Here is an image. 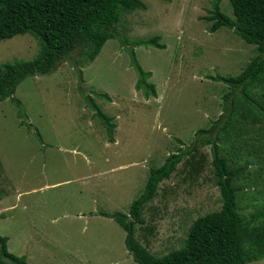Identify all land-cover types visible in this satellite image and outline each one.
Instances as JSON below:
<instances>
[{
  "label": "rangeland",
  "instance_id": "1",
  "mask_svg": "<svg viewBox=\"0 0 264 264\" xmlns=\"http://www.w3.org/2000/svg\"><path fill=\"white\" fill-rule=\"evenodd\" d=\"M141 1L144 8L121 16L119 38L80 67L81 79L62 61L17 85L21 109L0 100V235L26 264H137L126 230L104 214L129 215L149 169L177 151L186 154L141 207L133 234L155 256L183 246L194 219L222 205L210 144L196 132L226 121L217 143L237 169V211L247 231L264 222V109L256 106H264V71L242 88L252 104L222 80L241 72L256 46L227 27L209 31L213 21L205 17L215 0ZM218 2L234 18L229 0ZM153 37L164 48L147 43ZM131 50L150 72L155 96L135 88ZM38 51L34 36L16 34L0 40V64ZM79 85L112 117L113 141Z\"/></svg>",
  "mask_w": 264,
  "mask_h": 264
},
{
  "label": "trees",
  "instance_id": "2",
  "mask_svg": "<svg viewBox=\"0 0 264 264\" xmlns=\"http://www.w3.org/2000/svg\"><path fill=\"white\" fill-rule=\"evenodd\" d=\"M229 2L234 18L220 11L218 0L213 2L211 14L205 18L213 21L210 32L227 27L245 42L256 46V56L241 72L222 77L232 89L240 88L246 100L252 104L254 99L242 88L264 71V0ZM144 7L141 0H0V40L30 33L39 45L37 55L30 60L0 64V100L10 98L21 109L20 101L13 97L17 85L27 76L51 73L62 61H70L75 65L81 79L80 67L93 61L108 39L119 38L117 25L121 16L129 10ZM147 43L164 48L163 44L156 42V37ZM131 62L137 75L135 88L141 90L145 98L155 96V86L147 80L150 72L144 71L137 62L133 50ZM77 88L109 133V140L113 141L111 134L115 124L112 117L106 115L91 97L86 96L80 85ZM256 106L264 109L263 105ZM229 112L228 116H231L233 107ZM226 123L223 126L212 124L208 129L196 132L198 137L203 134L201 139L210 144L222 205L220 209L194 219L183 246L162 256H155L135 239L133 225L142 223L141 207L153 197L158 183L169 178L186 151L172 153L160 166L149 169L143 191L130 204L129 215L118 211L104 214L115 219L126 230L124 243L137 264H251L264 258V222L247 231V224L237 211L236 189L233 185L237 169L229 165L217 143V132ZM28 126H31L30 123ZM211 130L216 131L215 134ZM36 133L40 137L39 132ZM251 220H256V216ZM245 243H248V247L244 246ZM0 263L26 264L23 255L9 252L7 237L3 235H0Z\"/></svg>",
  "mask_w": 264,
  "mask_h": 264
},
{
  "label": "crops",
  "instance_id": "3",
  "mask_svg": "<svg viewBox=\"0 0 264 264\" xmlns=\"http://www.w3.org/2000/svg\"><path fill=\"white\" fill-rule=\"evenodd\" d=\"M256 261H258V260H256ZM253 262H255V261H253ZM253 262H252V263H253Z\"/></svg>",
  "mask_w": 264,
  "mask_h": 264
}]
</instances>
